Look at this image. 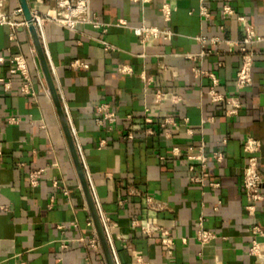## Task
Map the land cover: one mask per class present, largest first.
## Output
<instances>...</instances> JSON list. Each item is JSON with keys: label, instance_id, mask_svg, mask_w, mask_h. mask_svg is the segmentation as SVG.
I'll return each mask as SVG.
<instances>
[{"label": "crops", "instance_id": "1", "mask_svg": "<svg viewBox=\"0 0 264 264\" xmlns=\"http://www.w3.org/2000/svg\"><path fill=\"white\" fill-rule=\"evenodd\" d=\"M26 1L43 10L55 4ZM225 1L91 0L105 29L84 24L72 30L52 21L39 29L116 264H264L249 252L253 223L263 231L264 251V200L250 215L242 185L249 136L262 142L264 172V0H228L234 15L223 14ZM165 2L173 6L169 20L161 10ZM19 4L9 0L8 8ZM237 15L263 38L248 46L254 49L253 82L244 88L235 82L244 36ZM141 24L172 35L141 43L133 31ZM19 53L28 60L35 94L23 93L22 76L10 73V60ZM76 59L89 68L72 67ZM121 65L132 71L121 72ZM197 65L218 77L219 91L241 102L236 114L227 113L226 103L211 101L210 77L199 75ZM158 91L164 96L156 103ZM101 103L116 112L115 122L98 121ZM202 143L206 168L188 158ZM218 150L221 159L213 157ZM39 168L40 183L32 186L29 172ZM146 195L159 208H151ZM202 214L217 235L204 247L196 239ZM148 220L171 231V253L161 243L162 232L150 236L141 230L139 223ZM94 236L31 32L19 27L11 39L9 27L0 25V264H107L101 245L88 247Z\"/></svg>", "mask_w": 264, "mask_h": 264}, {"label": "built area", "instance_id": "2", "mask_svg": "<svg viewBox=\"0 0 264 264\" xmlns=\"http://www.w3.org/2000/svg\"><path fill=\"white\" fill-rule=\"evenodd\" d=\"M145 1V0H142ZM9 0H0V25H6L9 27V36L11 39L16 38V33L19 27L28 26V21L25 18L23 9L21 4L17 5L13 9L8 8ZM162 14L165 20H169L171 18V14L173 12V6L169 2H165L162 5ZM30 11L32 13V21L36 25L38 32L40 34L39 29L42 28L46 22L52 21L63 27L68 29L75 30L80 25L89 24L95 28L105 29L107 26L106 23L99 20L98 15L92 10L91 0H55V4L46 9H39L36 7H30ZM201 13L205 16H209L210 13L208 9L204 6L200 9ZM222 12L224 15H234L235 10L232 5L225 1L222 6ZM237 18L243 22L244 24V36L242 38L243 45L241 46V63L236 71V85L239 88H244L245 86L251 84L253 82V61H254V49L250 48L249 45L253 46L257 42L261 41L263 38L258 33L255 26L250 23L243 15H237ZM133 31L135 35L139 37L141 43H145L150 38H170L172 35V31L169 29H164L156 25H147L141 24L133 27ZM200 39V37H197ZM106 48H113L109 43H105ZM205 51L200 53V56L205 54ZM189 57H192L189 55ZM10 73L15 74L19 73L24 82L21 87V91L25 94H35L32 85V75L30 73L29 64L26 56L22 53L14 55L11 60ZM72 67H83L89 68V63L80 59H76L71 63ZM195 71L199 75H208L210 77V86L208 88V94L210 99L214 103H226L229 105L227 109L228 114H236L238 112L239 107L241 106V102L235 98L226 95L225 93L218 90L219 79L213 72H208L201 65L195 66ZM119 70L121 72H131L132 68L127 67L125 65L119 66ZM11 86V79H8L4 82V88L8 89ZM164 93L162 91H158L156 95L155 102L159 103L163 99ZM96 110L99 114L102 115V118H98L99 122H102L103 119L108 120L113 123L117 120V115L114 110L110 108L108 103H101L97 105ZM12 122H17L16 118L10 119ZM170 122V118H166L164 123ZM227 139L224 138V142ZM262 147V142L252 136L246 138L243 144L244 151L246 153V164L243 170L242 175V185L246 194L247 204L246 210L250 215H255L258 204L264 200V172L260 167V150ZM213 157L216 159L222 158V152L216 151L214 152ZM188 158L195 159L199 162L201 168L207 167L208 157L204 152V144L197 149L188 154ZM44 169L39 168L36 170H32L29 172V180L32 186H37L40 183L42 174ZM197 181L201 182L202 179L196 178ZM218 185L217 183H214ZM54 185L60 187L57 180H54ZM65 194H69L67 189H64ZM146 201L149 206L153 209L159 208V203H156L150 195H146ZM4 208V207H1ZM216 210L218 209V205L214 207ZM104 225L106 227V219L103 218ZM139 226L141 230L147 235L153 236L157 233L163 234L161 237V243L168 247V252H172V246L174 243V237L171 231L162 225L158 224L155 221L148 220L145 222H140ZM107 230V227H106ZM250 233H251V246L249 248L250 254L260 257L262 262L264 263V251L261 246V241L259 239L260 236L263 235L262 229L259 225L253 223L250 225ZM216 232L209 228L206 225V218L202 214L197 218L196 223V239L200 243L202 247L209 244L213 239L216 238ZM100 245L99 239L97 236H94L88 242V247L91 249H98ZM65 247V245H64ZM24 264V263H22Z\"/></svg>", "mask_w": 264, "mask_h": 264}, {"label": "water", "instance_id": "3", "mask_svg": "<svg viewBox=\"0 0 264 264\" xmlns=\"http://www.w3.org/2000/svg\"><path fill=\"white\" fill-rule=\"evenodd\" d=\"M21 7L23 9L25 18L28 21V28L31 32V36L37 51V54L40 59V63L44 72V76L49 88V92L51 94L53 103L55 105L61 126L63 128L66 141L69 147V151L71 153L73 163L75 169L77 171L79 181L81 184V188L84 192L85 198L87 200V204L89 206L92 219L95 225V229L98 235V239L102 248L103 255L105 257L107 264H116L112 246L110 244L109 235L104 225L101 213L97 207L95 202L93 192L90 187V183L87 177V173L85 171L83 161H82V153L77 145V141L74 134V129L72 128L70 118L67 113L66 105L61 97L59 89L57 87L55 77L53 75V71L51 69L45 48L40 38V34L34 22L32 21V13L30 11V7L26 0H20Z\"/></svg>", "mask_w": 264, "mask_h": 264}]
</instances>
